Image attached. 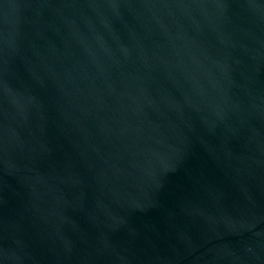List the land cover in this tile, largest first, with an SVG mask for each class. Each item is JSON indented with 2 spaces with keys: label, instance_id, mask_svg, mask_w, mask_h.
I'll return each mask as SVG.
<instances>
[{
  "label": "water",
  "instance_id": "95a60500",
  "mask_svg": "<svg viewBox=\"0 0 264 264\" xmlns=\"http://www.w3.org/2000/svg\"><path fill=\"white\" fill-rule=\"evenodd\" d=\"M0 264H264V0H0Z\"/></svg>",
  "mask_w": 264,
  "mask_h": 264
}]
</instances>
